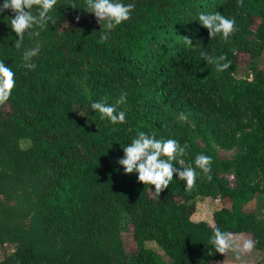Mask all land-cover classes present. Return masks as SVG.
<instances>
[{"label": "trees", "instance_id": "obj_1", "mask_svg": "<svg viewBox=\"0 0 264 264\" xmlns=\"http://www.w3.org/2000/svg\"><path fill=\"white\" fill-rule=\"evenodd\" d=\"M120 2L135 8L104 43L107 29L84 10L85 0H57L49 13L55 24L34 29L39 36L26 33L20 50L14 14L0 13V61L15 73L11 97L0 104V245H11L0 264H211L223 255L209 244L212 225L247 232L253 249L264 248V69L253 63L264 48V0H243L242 7L237 0ZM217 11L235 20L228 42L209 39L198 21ZM37 43L35 69L21 67L23 51ZM202 51L225 55L231 66L218 73ZM239 53L249 57V78L235 76ZM121 93L127 101L117 110L126 123L92 110L93 102L112 105ZM139 131L178 141L184 167L195 168L197 154L210 156L212 180L196 168L188 192L174 173L155 197L154 186L118 163ZM214 146L241 151L219 159ZM204 197L228 202L211 212V223L190 218L194 200ZM252 199L261 212L243 211ZM125 230L137 246L130 252Z\"/></svg>", "mask_w": 264, "mask_h": 264}, {"label": "clouds", "instance_id": "obj_2", "mask_svg": "<svg viewBox=\"0 0 264 264\" xmlns=\"http://www.w3.org/2000/svg\"><path fill=\"white\" fill-rule=\"evenodd\" d=\"M56 4L57 0H4L0 5V13L10 10L14 14L11 16L10 24L18 37L14 41L17 50L23 47L26 33L29 36H39V31H34V29L44 30L49 22L55 24L49 13ZM237 5L242 7L243 0H237ZM71 6L76 8L74 4ZM34 7L36 14H33L32 11ZM134 8V4H124L120 0H85L84 10L94 13L101 25V22H106L102 27H106L107 31L101 33L99 41L104 43L108 40V32L131 18ZM76 19L79 20V16ZM198 21L208 30L209 39L220 36L224 42H228L230 36L236 31L235 20L224 17L219 11L201 13ZM184 38L186 44L192 45L191 39ZM38 54V43L35 47L25 49L22 54L24 63L21 67L35 69L36 65L32 63V60ZM200 55L207 64L214 65L218 73L227 71L231 66V61L227 60L225 55L210 56L203 51ZM14 77L13 70L0 61V104H4L11 97L15 87ZM126 101L127 93H121L114 104L109 105L104 101H96L91 104V108L100 114V119H107L112 124H123L126 123V112L118 111L117 108L125 104ZM123 153L124 155L118 160V163L123 166L124 173H138L139 182L154 186L155 197H159L160 193L168 188L174 178V173L177 174L179 180L185 182V190L188 192H191L196 185V168L202 171L208 181L212 180V158L200 153L195 157V168L184 167V160L177 158L186 154V148L175 139H157L155 134L149 135L139 131L131 143L123 147ZM173 162H178L183 170L174 167ZM212 230L213 234L209 238V244L219 253H226L232 248L231 234L223 233L215 225H212ZM253 247L254 242L250 239L246 240L243 251H251Z\"/></svg>", "mask_w": 264, "mask_h": 264}, {"label": "rangeland", "instance_id": "obj_3", "mask_svg": "<svg viewBox=\"0 0 264 264\" xmlns=\"http://www.w3.org/2000/svg\"><path fill=\"white\" fill-rule=\"evenodd\" d=\"M93 21L95 24L101 25L97 18L95 17L94 13L92 15ZM102 25L105 24V22H101ZM238 60V68L235 73L236 77L239 78H249L250 74L247 68V61L249 60V57L245 53H239L237 55ZM254 66L259 69H264V48L262 49L261 53L253 60ZM177 120L181 123H188V121L184 118H177ZM192 138L194 142L201 146L202 148L205 147V144L195 135H192ZM21 147H26L29 144V141L27 139L20 141ZM214 151L216 153V156L219 159H232L237 153L241 151V148L233 147L229 150L221 149L217 146H214ZM220 177L226 179L230 185H233V178L229 173H220ZM228 205V202L225 201V199H219V198H196L194 200V210L192 214L190 215L191 220H202L207 223H211V212L214 209H217L221 206ZM243 211H256L261 212L262 208L261 205L257 202H255L254 199L247 201L242 206ZM231 234V238H236L237 243V252L236 248L232 247L230 250L226 251L221 257L219 261H213L211 264H216L218 262H221V264H235L236 260L242 259V264H254L257 260L264 258V249L262 250H255L252 248L251 251L245 252L243 251V245L246 240H249L248 233L247 232H238V233H228ZM121 240L123 247L126 252L133 251L137 246L135 242L132 240L129 230H125L121 233ZM232 243V242H231ZM143 247L151 248L157 252H159V248L155 245L153 241H144L141 244ZM235 246V244L233 243ZM11 245H0V256H2V253L10 250ZM241 255V256H240ZM248 260H250L248 262ZM241 261V260H240Z\"/></svg>", "mask_w": 264, "mask_h": 264}, {"label": "crops", "instance_id": "obj_4", "mask_svg": "<svg viewBox=\"0 0 264 264\" xmlns=\"http://www.w3.org/2000/svg\"><path fill=\"white\" fill-rule=\"evenodd\" d=\"M231 242H232V247H234V248H236L237 247V243H235L236 242V238L234 237V238H231ZM233 243L235 244V246L233 245ZM264 249V248H263ZM237 248H236V252H237ZM241 256V255H240ZM241 260V261H240ZM240 260H236V263L235 264H242V259H240ZM260 260H264V258L263 259H260ZM250 260H248V262H249ZM216 264H221V262H218V263H216ZM249 264V263H248Z\"/></svg>", "mask_w": 264, "mask_h": 264}]
</instances>
